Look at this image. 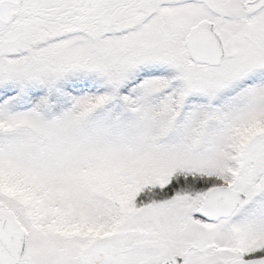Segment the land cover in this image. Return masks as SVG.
<instances>
[{"label":"snow or ice","instance_id":"1","mask_svg":"<svg viewBox=\"0 0 264 264\" xmlns=\"http://www.w3.org/2000/svg\"><path fill=\"white\" fill-rule=\"evenodd\" d=\"M0 264H264V0H0Z\"/></svg>","mask_w":264,"mask_h":264}]
</instances>
